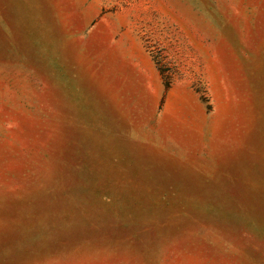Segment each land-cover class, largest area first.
Here are the masks:
<instances>
[{"label":"rangeland","instance_id":"rangeland-1","mask_svg":"<svg viewBox=\"0 0 264 264\" xmlns=\"http://www.w3.org/2000/svg\"><path fill=\"white\" fill-rule=\"evenodd\" d=\"M0 264H264V0H0Z\"/></svg>","mask_w":264,"mask_h":264}]
</instances>
